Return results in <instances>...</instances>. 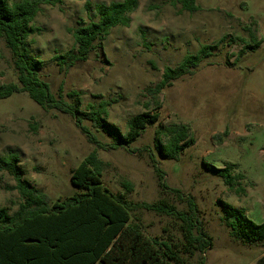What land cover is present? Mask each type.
I'll list each match as a JSON object with an SVG mask.
<instances>
[{"label": "rangeland", "instance_id": "rangeland-1", "mask_svg": "<svg viewBox=\"0 0 264 264\" xmlns=\"http://www.w3.org/2000/svg\"><path fill=\"white\" fill-rule=\"evenodd\" d=\"M123 0H65L61 6L43 7L28 40L31 55L42 61L40 77L51 94L82 111L106 104L107 120L127 132L130 119L150 112L159 121L148 126L124 148L101 150L89 142L71 115L44 110L27 93L0 100V158L16 154L24 178L57 202L76 195L72 172L95 150L105 164L104 185L133 204L166 202L177 215L135 209L132 222L149 237L170 240L182 247L184 222L190 199L213 246L204 254L183 255L185 264H260L264 242L236 240L224 223L220 201L243 209L249 219L264 223V0H197L199 11H183L173 0H139L130 27H116L96 44L86 62L61 68L56 57L69 63L76 46L71 30L97 21L95 5ZM91 6L88 7L87 4ZM204 46L214 47L193 75L176 81L155 103L148 90L160 83L167 67L180 65L187 55ZM18 83L12 53L0 41V85ZM77 96L70 98L69 94ZM184 124L195 140L179 161L161 158L169 189L160 188L149 153L154 151L156 130ZM101 144L113 140L84 124ZM205 164L223 169L236 165L234 174L242 192L230 189ZM132 186L128 191L126 183ZM16 182L0 171V209L11 214L21 198ZM172 190H178V193Z\"/></svg>", "mask_w": 264, "mask_h": 264}, {"label": "trees", "instance_id": "trees-1", "mask_svg": "<svg viewBox=\"0 0 264 264\" xmlns=\"http://www.w3.org/2000/svg\"><path fill=\"white\" fill-rule=\"evenodd\" d=\"M64 1L0 0V41H4L12 53L18 79V83L0 85V100L18 93H27L44 110L71 115L89 142L99 149L124 148L136 154L137 151L130 148L131 144L148 126H154L159 121V113L150 112V105L146 106L148 111L129 120L124 134L108 122L106 104L98 108L91 106L89 111H82L77 103L67 104L57 100L51 94L50 85L40 77L43 63L31 55L28 40L38 32L34 24L43 7L61 6ZM173 1L183 11H199L197 0ZM138 7L139 0L95 5L98 20L79 24L71 30L76 52L69 56V63L56 57L58 65L71 68L77 63L86 62L96 44L107 39L114 28L130 27V16ZM213 51L214 47L204 46L196 55H187L177 67L165 69L160 83L148 90L156 111L161 108L158 98L162 92L176 81L193 75L202 62L212 56ZM75 96L76 92L69 94L70 98ZM87 121L93 129L109 136L114 143L110 146L101 144L98 137L84 125ZM194 144L191 130L184 124L158 127L154 151L149 153V158L154 165L160 188L169 189L165 183V173L157 167V154L166 160L179 161L183 153ZM205 167L230 189L243 191L239 182L245 177L234 174L236 165L227 164L223 169L209 164H205ZM0 171L14 179L15 189L21 198L14 214L7 208L0 209V264H185L184 254H204L213 246L212 238L199 219L197 204L192 199L189 201V212L179 214L184 222L182 247L169 239L147 236L139 224L132 222L133 211L142 208L175 216L178 214L175 207L163 201L133 204L125 195L114 194L104 185L105 164L97 150L90 153L72 172V185L79 192L54 203L47 194L24 178L16 154L0 158ZM124 186L131 191L130 183ZM172 191L179 194L178 190ZM220 203L224 223L236 240L245 243L264 242V223H255L243 209H237L224 201ZM199 264H204V260ZM260 264H264V258Z\"/></svg>", "mask_w": 264, "mask_h": 264}]
</instances>
